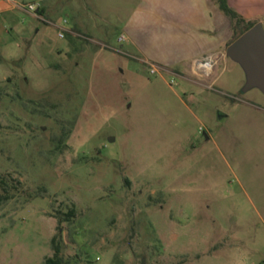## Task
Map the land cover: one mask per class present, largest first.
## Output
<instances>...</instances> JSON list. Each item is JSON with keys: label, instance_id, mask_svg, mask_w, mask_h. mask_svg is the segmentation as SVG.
<instances>
[{"label": "rangeland", "instance_id": "1", "mask_svg": "<svg viewBox=\"0 0 264 264\" xmlns=\"http://www.w3.org/2000/svg\"><path fill=\"white\" fill-rule=\"evenodd\" d=\"M43 1L41 19L0 15V176L22 183L0 204V264H42L71 209L72 264H264V94L226 55L234 21L207 71L119 40L143 0ZM244 2L264 25V0Z\"/></svg>", "mask_w": 264, "mask_h": 264}, {"label": "crops", "instance_id": "2", "mask_svg": "<svg viewBox=\"0 0 264 264\" xmlns=\"http://www.w3.org/2000/svg\"><path fill=\"white\" fill-rule=\"evenodd\" d=\"M228 2L249 22L244 0ZM37 3L41 4L39 11L31 13L23 9L26 4H19L15 0H0V15L14 20L17 12L21 11L41 19L49 8L43 0ZM222 16L227 17L219 9L217 0H143L142 5L127 20L122 36L147 59L171 67L194 61L200 69H204L208 64H204L200 57L210 50L211 37H215L218 18ZM14 23L13 29H18L20 34L28 31L27 28H20L16 21ZM78 28L74 24L71 31L78 35ZM208 67L210 65L207 71L210 70Z\"/></svg>", "mask_w": 264, "mask_h": 264}, {"label": "water", "instance_id": "3", "mask_svg": "<svg viewBox=\"0 0 264 264\" xmlns=\"http://www.w3.org/2000/svg\"><path fill=\"white\" fill-rule=\"evenodd\" d=\"M227 57L245 74L243 91L258 89L264 94V25L257 22L227 47ZM114 141V139H110Z\"/></svg>", "mask_w": 264, "mask_h": 264}, {"label": "trees", "instance_id": "4", "mask_svg": "<svg viewBox=\"0 0 264 264\" xmlns=\"http://www.w3.org/2000/svg\"><path fill=\"white\" fill-rule=\"evenodd\" d=\"M217 3L221 12L234 21V33L236 39L244 32L249 30L253 25H255V22H247L243 17H241L239 13L229 5L228 0H217ZM40 14H42L41 11ZM21 184L22 183L19 180L8 179L6 177L0 176V204L11 199L14 196L12 192H19ZM74 217V209H71L68 213H57L55 216L58 223L57 233L53 236L51 241L53 255L47 257L42 264H72L73 261L77 262L78 257L72 259L67 258L64 255V239L62 231L63 223L72 222Z\"/></svg>", "mask_w": 264, "mask_h": 264}, {"label": "built area", "instance_id": "5", "mask_svg": "<svg viewBox=\"0 0 264 264\" xmlns=\"http://www.w3.org/2000/svg\"><path fill=\"white\" fill-rule=\"evenodd\" d=\"M41 7V4L40 3H28L26 5L23 6V9L26 10V11H29L31 13H37L38 9ZM41 18V17H40ZM65 23L67 21H64ZM60 29V33H59V36L61 38H64L65 37V33H71V31L69 29H65L63 27H58ZM120 41H124L125 40V36H122L120 39ZM155 71L153 70L152 73H154Z\"/></svg>", "mask_w": 264, "mask_h": 264}]
</instances>
